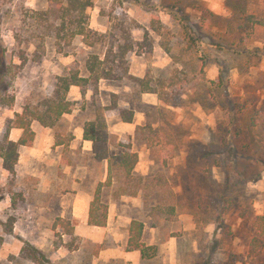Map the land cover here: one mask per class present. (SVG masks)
<instances>
[{"label":"rangeland","instance_id":"1","mask_svg":"<svg viewBox=\"0 0 264 264\" xmlns=\"http://www.w3.org/2000/svg\"><path fill=\"white\" fill-rule=\"evenodd\" d=\"M72 1L79 0L52 5L60 16L55 23L65 25L55 37L47 35L48 16L34 13L50 10L49 0H0V140L6 120L54 94L67 71L90 79L91 57L125 76L97 85L91 79L86 95L72 86L73 111L54 127L33 121L35 138L21 148L13 184L0 160V198L22 191L30 204L20 211L1 205V264H128L96 261L102 245L54 230L63 195L80 187L95 196L109 175L107 157L127 151L120 143L141 154L148 175L133 174L149 180L137 196L114 197L119 180L108 189L112 217L147 222L158 249L169 243L143 264H264V248L250 252L256 217L264 216V0H84L90 4L84 10L64 12ZM247 15L262 25L251 32ZM80 25L85 33L73 35ZM11 98L13 104L5 103ZM116 102L138 111L141 124L124 126L110 113L104 141L87 153L79 129L95 120L96 104ZM38 138L34 156L29 150ZM20 214L43 219L25 230L42 232L46 241L43 249L24 242L17 256L20 248L11 247L17 236L8 230ZM27 244L47 259L23 251ZM58 244L69 252L64 263H53Z\"/></svg>","mask_w":264,"mask_h":264},{"label":"trees","instance_id":"2","mask_svg":"<svg viewBox=\"0 0 264 264\" xmlns=\"http://www.w3.org/2000/svg\"><path fill=\"white\" fill-rule=\"evenodd\" d=\"M51 9L45 13L39 14L46 15L47 17V27L49 31L47 32L48 36H60L63 27L57 25L55 22L60 18L59 11L55 9L52 5H55V0H49ZM77 3L76 7L74 4ZM79 4V5H78ZM89 4V1L79 0L69 2L68 7L64 12H69L73 9L77 11L84 10ZM65 14V13H64ZM247 27L250 28L253 32L257 25L261 24L262 21L258 20L255 15H247ZM75 34L82 35L85 33V28L80 25L77 28ZM72 35V36H73ZM94 44V43H91ZM112 53V49L109 51ZM125 53L122 58H124ZM105 62L100 60L98 56H93L89 60V69L91 70V78H83L79 74V70L70 69L67 71L66 75H63L58 78L59 84H57L54 94L49 97L44 98L36 106H28L24 109L22 113H17L15 118H8L5 124V134L0 140V160L3 161L4 168L9 172L10 184H13L17 178L16 165L19 162L20 153L19 148L22 145H30L34 141L35 132L32 129L33 121H39L45 127H54L56 123L66 114H70L73 111V102L67 99V94L70 91L72 86H79L83 95H86L89 90L90 80H93V83L97 85L99 81L103 78L106 79H117L123 78L125 75H119L114 73L113 68L103 67ZM93 85V84H92ZM146 92H154L150 87H146ZM15 102L14 98L5 100V103L13 104ZM97 110L95 120H90L87 122L85 127V139L93 140L94 142L104 141L103 131L105 117L112 112L118 113L124 122H132L135 115V110L131 108H121L116 102L112 107L103 106L96 104L94 106ZM250 128H254V123L251 120L249 124ZM13 129L23 130V135L18 141H14L10 138L11 131ZM264 145V141H263ZM262 149L264 151V146ZM118 147H125L127 151L120 154H115L108 156L109 162V175L106 181H102L98 184L95 197L90 205L89 210V222L95 226H106L109 217V203L105 200V192L114 188L116 182L119 180L121 186H119L114 192V197L119 198L121 196H137L140 191L143 189L145 181H148L149 178L135 177L133 171L136 165L139 163L140 157L139 153L131 151V145L118 144ZM233 149V148H232ZM233 151V150H232ZM232 165H235L234 163ZM161 176H158L156 179H160ZM124 181V183L122 182ZM151 182H149L150 184ZM143 185V186H142ZM18 197V198H17ZM1 199V198H0ZM24 193L18 191L13 196V205L16 210H22L25 206ZM61 224L62 228H66L65 233L72 235L73 227H71L70 222H66L63 219H58L54 225V230L57 229L58 225ZM256 226L257 233L252 237L250 243V252L253 254L260 253L264 248V216L256 217ZM10 233L13 232V224L9 227L8 230ZM144 232V223L140 220H133L129 227V251H140L141 256L145 260H153L157 257L159 249L156 245H146L142 241ZM62 244H58L59 248ZM29 248L30 251L34 253H39L42 255V259H47V256L41 252L36 246L27 244V247L23 248V251H26Z\"/></svg>","mask_w":264,"mask_h":264},{"label":"crops","instance_id":"3","mask_svg":"<svg viewBox=\"0 0 264 264\" xmlns=\"http://www.w3.org/2000/svg\"><path fill=\"white\" fill-rule=\"evenodd\" d=\"M139 117L140 115H139V112L137 111L133 119L134 123H137L136 125L141 124L138 121ZM132 122L127 123L122 120V125L132 127L134 124ZM17 133H18V129H13L11 131L10 138L14 141H18L20 138L18 137ZM77 135H78V139H77L78 141L80 140L84 141L85 151L91 154L93 151V147H94V141L85 139V128L79 129V132L77 133ZM39 141H40V138H38L37 141L35 142V147L29 150L31 151V153H33L34 156L37 155L36 148L39 146L38 145L40 143ZM25 146L26 145H22L19 148L20 158H19V162L16 165L17 176L19 173L18 172L19 167L22 163L21 148ZM139 157H140L139 163L136 165L133 173H137V175H141V176H147L148 175L147 172L142 171V168H141V165L143 164V158L141 154L139 155ZM108 169H109V165H108ZM94 197H95L94 192H88L86 190H81L80 187L77 189L74 188L73 191L69 190V192L63 195L62 202H60L61 204L59 206L60 209L57 211L59 213L57 220L61 218L66 222H70V224L74 228L73 229L74 231L72 235L70 234L68 235L80 236L83 239H87L95 243L96 245H102L103 249L100 253V256H95L96 261L101 260L104 263V262L119 260L121 262L125 261L128 264H143L147 261L149 262L150 260H145L142 258L140 251H129L127 249L128 244H129V238H130L129 227L134 219L129 218V220H127V218L124 216L123 217L120 216L118 219L115 217H112L113 208L116 206L109 207V217H108V222L106 226L100 227V226H95V225L90 224L89 210H90L91 202L93 201ZM4 202H7L8 208L12 207L13 198L10 197L9 193H6L5 197L0 199V209H2L1 205ZM22 208L29 209L30 204L26 203L25 206ZM33 209L39 212L42 210H49L50 208L33 207ZM14 210L16 209L14 208ZM40 217H42V215H40ZM42 221L43 219H38V218L37 219L35 218V220H32L31 218H28L26 214L25 215L20 214V216L15 220L13 224L14 226L13 231H15L14 233L17 236V243H13L11 247L17 246L18 249L20 248L19 252L16 254L17 256L20 255L24 242H27V241L28 242L33 241L32 243L34 244L37 243L38 244L37 247H39L40 249H43L42 243L46 241L45 240L46 235L42 234V232L36 233V235H34L25 230V227H28V226L41 225L40 222ZM50 221L51 220L48 218L44 220L45 224L49 223ZM143 223H144V232H143L142 241L146 245H150V246L159 244V241L156 239L155 232L153 233L154 235L153 238L149 236L151 225H149L147 222H143ZM58 228H61V224L58 225ZM61 234L63 237L67 235V233L65 232ZM16 236H14V238H16ZM166 248H169V243H164L162 246H160L159 253H164L166 251ZM57 249L58 250L54 252L55 256H53V260H54L53 263H55V259H61V260L65 259V257L69 253L64 247V245H61ZM2 258L4 257H2L0 253V264H1ZM62 263H64L63 260H62ZM7 264H11V262L8 261ZM68 264H71V263H68Z\"/></svg>","mask_w":264,"mask_h":264}]
</instances>
